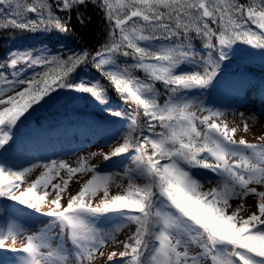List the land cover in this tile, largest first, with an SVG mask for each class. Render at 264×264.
<instances>
[{"label": "snow or ice", "instance_id": "snow-or-ice-1", "mask_svg": "<svg viewBox=\"0 0 264 264\" xmlns=\"http://www.w3.org/2000/svg\"><path fill=\"white\" fill-rule=\"evenodd\" d=\"M87 3L101 8L111 26V40L105 44L103 52L96 53L99 60L93 57L95 67L102 71L125 103L134 102L142 108L147 131L153 135L134 138L139 125L132 119L123 143L104 155V161L108 162L130 150L135 152L131 157L134 167H126L123 173L122 178L128 180L124 194L110 198L108 189L115 174L101 173L88 165L87 158L82 157L77 167L64 161L44 164L41 175L25 188H22L24 179L35 165L16 171L0 167V197L53 217L60 229L53 234L45 226L28 234L22 247L16 248L15 241L25 229L8 225L0 230V250L26 254L19 264H85V261L90 264L98 248L112 241L122 243L124 249L108 254L107 259L112 264H117L114 261L117 255L121 258L118 264H202L205 257H210L212 264H264V191L249 188L251 184L264 186V144L249 143L243 138L237 141L236 128H230L223 120L217 122L222 115L219 111L208 109L207 115L199 117L191 110V102H179L178 97L160 104L154 84L134 75V70H142L148 80L162 82L173 94L205 88L217 75L220 62L227 59L224 49L237 42L264 49V0H251L247 6L238 0H57V8L70 10ZM45 12L48 22H52L48 0H32L31 3L0 0V27L27 29L35 26L36 21L26 20V13H36L43 18ZM165 21L172 22L174 27ZM209 21L218 25V31L210 27ZM249 22L260 30L259 34L246 27ZM55 28L67 31V26L59 21L55 22ZM190 32L203 36L208 41L206 48L214 47L211 41L215 38L219 44L216 55L198 57L192 47L183 42L152 46L162 39L187 40ZM125 48L132 51L123 50ZM117 54L131 56L135 63L105 71L106 65L117 64L114 58ZM88 60L87 51L69 54L66 58L27 51L10 54L8 67L14 69V79L8 80L0 74V82L9 86L0 88V149L9 144L12 130L21 118L46 97L50 99L57 89L90 94L113 117L125 116L122 111L109 108L107 88L100 81L73 79L72 74ZM22 63L42 71L24 79L15 71ZM184 64L203 71H178ZM15 85L26 87L14 91ZM9 92L13 94L6 95ZM196 120H200L203 132ZM157 122L164 131L155 132ZM243 127L247 132L248 124ZM148 146L151 154H148ZM189 169L216 173L217 187L202 191V182ZM60 170H66L68 178L63 179L62 184L53 183L60 176ZM87 172L92 173L91 178L76 194L70 195L67 205L63 206L62 194L72 177ZM140 178L144 183H136ZM49 187L55 193L51 201H47ZM39 189L44 190L43 194ZM100 191L104 198L99 204L92 206L85 202L86 197ZM248 195L258 197L257 212L240 217L238 214L245 207L241 203L228 214L232 199L243 201ZM45 202L53 206L46 212L42 210ZM168 206L176 210L175 214L165 211ZM109 213H117L120 223L103 235L86 220V217ZM125 222L135 225V231L119 242L116 234ZM61 237L65 239L61 241ZM69 242L71 248L67 249L65 244ZM193 244H198L202 251L190 255ZM11 264L18 262L13 260Z\"/></svg>", "mask_w": 264, "mask_h": 264}, {"label": "trees", "instance_id": "trees-1", "mask_svg": "<svg viewBox=\"0 0 264 264\" xmlns=\"http://www.w3.org/2000/svg\"><path fill=\"white\" fill-rule=\"evenodd\" d=\"M26 2L31 3L32 0H26ZM238 2L247 6L251 3V0H238ZM48 3L52 7V22H48L47 12L43 14V18L36 13H26V20L36 21L35 26L27 29L11 26L0 27V74H3L8 80L14 79L12 76L14 69L8 67V60L12 52L27 51L32 52L34 55H60L66 58L69 54L87 51L89 53L88 63L80 66L76 73L72 74L73 79L76 80L79 77V79L86 81H100L107 88L109 108L122 111L125 116L113 117L109 111L104 110L103 105L94 101L90 94L57 89L56 92L51 94L50 99L47 97L44 99L48 102L41 112H36L38 105L34 106L13 128L12 139L9 144L4 149H0V167L5 168V170H22L39 159L45 161L52 159L57 154L71 153L77 149V146L88 145L90 141H99L101 145L108 146L116 139H120V143L112 148L111 151H113L115 147L123 143L132 119H135L139 125L138 130L133 133L134 138H139L142 134L153 135V133L147 131V121L143 115L142 108L134 102L125 103L115 91L114 86L93 63V57L99 60V57H96V53L103 52L105 44L111 40V26L105 18L104 11L92 3L76 6L70 10L57 8V0H48ZM133 19L137 20L138 18ZM56 21L65 24L67 31L56 29ZM4 22L6 23L7 21L5 20ZM165 22L172 24L169 21ZM209 24L213 30L218 31V25L212 24L211 21H209ZM172 26L174 27V24ZM246 27L259 34L260 30L251 22ZM180 31L182 37L183 30L181 29ZM118 38L119 34L117 32L116 39L118 40ZM182 42L189 44L198 57L210 54L216 55L219 50V44L215 38L211 41L214 47L206 48L205 44L208 41L194 32L188 34L187 40L182 41L181 38H175L173 41L162 39L159 42H153L152 46H170L173 43L180 44ZM140 43L143 46V42ZM123 50L132 51L127 48ZM260 50L264 51V49ZM224 51L227 53V59L220 62L217 75L208 86L202 89L180 90L173 94L166 89L162 82L148 80L142 70H134V75L144 82L154 84L159 93L158 102L160 104L169 99L175 100L178 97L179 102H198L201 105V109L208 110L214 105L221 106L223 104L225 93L228 87L231 86V82L238 81L237 84H239V80L246 78H254V80L258 81L264 80V67L257 65L253 57L257 54L256 51L259 52L256 48L237 42L231 47L224 49ZM114 58L117 64L106 65L104 67L105 71H115L122 69L125 65L135 63L131 56L124 57L117 54ZM21 69H23L22 72L20 71ZM187 69L188 64H184L178 71L186 72ZM15 71L22 78L28 79L35 73L42 71V69L28 68L27 65L22 63L17 66ZM77 82L79 81L77 80ZM5 87L9 86L0 82V88ZM14 90L20 91L22 88L20 85H15ZM228 104L226 105L229 106L230 104ZM162 131L164 129L159 127L157 122L155 132L160 133ZM135 142L136 139L133 140V143ZM151 151V147L148 146V154H151ZM133 155H135V152L130 150L129 153L112 157L108 162L102 159L96 165V168L100 172L120 171L124 173L126 167H134L131 159ZM166 162L161 161V163ZM189 170L202 183H206L208 178H212L216 174L204 169ZM126 182L128 184V180ZM136 183L142 184L144 180L142 178L137 179ZM211 188L213 187H202L201 190L209 191ZM165 211L175 214L176 210L168 206ZM110 214L118 217L117 213ZM31 216L30 208L0 197V230H5L10 221L13 223L14 220H22ZM189 227H192V225L189 224ZM193 234H195V229H193ZM7 252L8 250H0V260L4 258Z\"/></svg>", "mask_w": 264, "mask_h": 264}, {"label": "rangeland", "instance_id": "rangeland-1", "mask_svg": "<svg viewBox=\"0 0 264 264\" xmlns=\"http://www.w3.org/2000/svg\"><path fill=\"white\" fill-rule=\"evenodd\" d=\"M257 50L259 52L256 51L257 54L253 57L255 58L257 65L264 67V51H261L260 49ZM197 70L201 72L203 71L202 68L198 69L195 66L188 64L187 71ZM237 82L238 81L231 82L232 84L228 87L227 92L225 93V100L221 106L214 105L212 108L209 109L222 113V115L218 118L217 122L223 120L228 124L230 128L234 127L237 129L234 137L237 141L243 138L249 143H254L258 145L264 144V80L258 81L254 80V78H246L243 80H239V84H237ZM20 87L22 88L24 86ZM9 93H6V95H8ZM47 102L48 101L44 100L42 103H40L37 107L36 112H41L44 106H46ZM191 104V110L196 112L197 116L202 117L204 114H208L206 109L205 111H201V105L198 102H192ZM226 104H228L229 106H227ZM195 123L199 130L203 132L204 128L200 124V120H196ZM245 123L248 124L247 132L244 131L243 127ZM119 140L120 139H116L115 141H113L112 144L108 146L101 145L99 141H90L88 142V145L77 146V149L71 153L65 152L57 154V156L55 155L52 159L45 161L39 159L30 166H27L32 167L33 165H35V167H33V170L25 177L22 188L27 187L33 180H35L39 175H41V173L44 171L42 165L51 163L52 161H56L57 163H59L60 161H64L71 167H77L78 162L83 157L87 158V163L89 166L97 167L96 165L101 162L104 155L109 154L112 148L120 143ZM101 173L115 174L112 183H110L109 185V198L112 195L124 194V190L126 189L127 184V178H122L123 172L110 171ZM91 176L92 173L90 172L78 173L73 176L66 191L62 194L63 199L61 200V204L63 206H66L70 195L76 194L79 190V187L82 186V184L88 179H90ZM67 178L68 177L66 170H60V176L57 177L53 181V183L62 184L63 179ZM218 180L219 177L217 176V174L214 175L212 178H208V181L206 183H202L203 188L217 187ZM249 188H256L257 191H264V186L261 185L251 184L249 185ZM39 191L41 194H43L44 192L43 189H39ZM54 198L55 193L51 189V187H49L47 201H51ZM103 198V192L100 191L94 196L90 195L86 197L85 202L91 203L92 206H96L101 202ZM257 202L258 197H256L255 195H248L247 197L243 198V201L234 198L230 201L231 206L227 210L228 214L236 210L237 207L241 203H243L245 207L242 208L238 215L240 217L246 218L248 215H251L252 213L258 211L256 207ZM50 207L53 206L50 205L49 202H45L42 205V210L46 212L49 210ZM32 215V217H27L22 220H14L13 223L11 221L8 223V225L22 226L25 229V231L22 232L15 241L16 248L22 247L23 243L25 242L24 238L28 234H31L41 229H45V226H47V229H51L53 234L58 233L60 231L59 227L54 223L53 217H49L42 214L37 216L33 212ZM86 220H88L101 235L110 232L116 226V224L120 223L119 218L113 216L110 213L106 216L86 217ZM134 231L135 225L125 222L122 226L121 231L116 234V240L119 242L125 241L126 238ZM60 239L61 241H63L65 237H61ZM8 243L11 244L12 241L9 240ZM65 247L67 249H70V242L66 243ZM113 251L117 253L124 251L122 243H113L112 241H109L108 243L100 246L95 255V258L90 262V264H112V262L108 261L107 257L108 254ZM189 251L190 255H195L197 253H200L202 249L198 244H193L191 245ZM100 253H103V255H100ZM120 259L121 258L117 255V257L114 258V261H116L118 264ZM69 264H71V262H69ZM85 264H89V262L85 261ZM202 264H211V259H209V257H205L202 261Z\"/></svg>", "mask_w": 264, "mask_h": 264}, {"label": "bare ground", "instance_id": "bare-ground-1", "mask_svg": "<svg viewBox=\"0 0 264 264\" xmlns=\"http://www.w3.org/2000/svg\"><path fill=\"white\" fill-rule=\"evenodd\" d=\"M19 264V263H18Z\"/></svg>", "mask_w": 264, "mask_h": 264}]
</instances>
